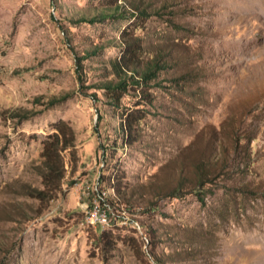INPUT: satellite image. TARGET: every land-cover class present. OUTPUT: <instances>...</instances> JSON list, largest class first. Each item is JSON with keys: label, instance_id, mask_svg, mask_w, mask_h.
<instances>
[{"label": "rangeland", "instance_id": "374dc122", "mask_svg": "<svg viewBox=\"0 0 264 264\" xmlns=\"http://www.w3.org/2000/svg\"><path fill=\"white\" fill-rule=\"evenodd\" d=\"M106 1L0 0V264H264V0H146L158 14L77 21ZM125 29L141 36L143 60L171 62L129 145L119 123L141 95L116 108L94 87L123 54ZM93 49L80 80L75 52ZM25 108L35 113L12 116ZM61 120L75 147L59 197L38 214L23 185L43 186L42 142ZM239 132L255 136L249 168L234 149ZM219 140L227 177L210 168L204 201L194 189L169 195L194 164L215 160ZM115 176L112 208L139 219L147 240L131 224L86 221L85 202Z\"/></svg>", "mask_w": 264, "mask_h": 264}, {"label": "trees", "instance_id": "16d2710c", "mask_svg": "<svg viewBox=\"0 0 264 264\" xmlns=\"http://www.w3.org/2000/svg\"><path fill=\"white\" fill-rule=\"evenodd\" d=\"M151 5L152 3L146 0H108L99 5L97 11L93 14L90 16L82 15L77 21L93 23L102 21L108 17L138 18L158 14L159 8L152 7ZM120 45L123 47V54L120 57H111L106 61V64L103 66L101 79L94 84V87L104 90L108 99L107 103L116 108L122 106L123 97L125 94L131 93V91L135 93V97L141 95L137 107L141 106L144 101L151 103L152 94L150 89L155 86V82L158 81L157 79L163 71L171 66L167 54L158 52L148 60H143L142 53L144 52L145 46L141 36L136 35L134 32H128L127 29L123 30L121 33ZM98 52V49L87 50L82 54L77 51L75 52L77 72L80 80H82L83 71L85 69V59ZM92 97L96 100L99 99L96 92L92 94ZM51 101L53 103L55 101L54 98ZM141 109L143 108L139 107L133 110L127 109V112H124L120 119L119 130L124 136V144H132L137 139L138 125L145 117ZM34 113L33 110L25 108L19 110L12 116L28 118ZM254 138L255 136H247L243 132H239L235 136L234 149L238 155L241 156V154H243V160H238V163L245 164L247 168L250 167L253 161L252 140ZM75 139L73 128L67 122L61 120L54 124L53 132L42 142V162L38 168V173L42 178L43 186L37 187L28 183L23 185L25 195L39 200L38 214H41L53 200L59 197L63 181L67 174L64 152L67 149H73V147H75ZM219 151L215 160H210V157L207 156L204 160L197 162L196 165L194 164V172L192 171L193 175L189 178V182H187V180L185 181V179L175 180V184L172 186L169 195L179 196L186 191L194 189L201 195L200 199L204 201L205 197L203 196L206 194L204 195L201 193L205 190L206 185L213 183L215 180V178L210 175L212 173L210 168H219L213 175H226L227 177L228 174L227 166L229 161L226 159L230 152V147L223 140H219ZM72 154H74V152ZM209 169L210 172H208ZM226 177L224 179H226ZM109 180L111 181V178ZM121 181V176H115L110 183V186H113L116 190L114 201H118V195L122 192ZM249 184V182H245L244 186H247V190L253 191ZM103 235H107V233H103Z\"/></svg>", "mask_w": 264, "mask_h": 264}, {"label": "built area", "instance_id": "2783aa9c", "mask_svg": "<svg viewBox=\"0 0 264 264\" xmlns=\"http://www.w3.org/2000/svg\"><path fill=\"white\" fill-rule=\"evenodd\" d=\"M97 183L99 184V182ZM109 193L113 195L116 194L115 188L113 186H109L107 190L101 188L100 185L96 187L91 200L85 202L86 221L93 225H99L104 229L115 226L116 223H122L121 225L131 224L133 228L138 230L140 233L144 234L142 228L143 225L139 219L131 218L128 216H123L122 219H120V214H117L116 211H114V208H112L113 204L110 200ZM144 238H146L147 240L145 234Z\"/></svg>", "mask_w": 264, "mask_h": 264}]
</instances>
